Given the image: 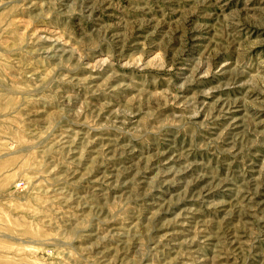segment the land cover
<instances>
[{
    "label": "rangeland",
    "instance_id": "rangeland-1",
    "mask_svg": "<svg viewBox=\"0 0 264 264\" xmlns=\"http://www.w3.org/2000/svg\"><path fill=\"white\" fill-rule=\"evenodd\" d=\"M0 264H264V0H0Z\"/></svg>",
    "mask_w": 264,
    "mask_h": 264
}]
</instances>
